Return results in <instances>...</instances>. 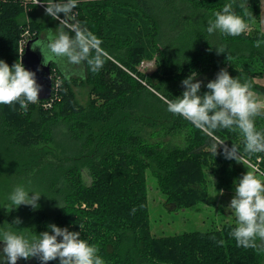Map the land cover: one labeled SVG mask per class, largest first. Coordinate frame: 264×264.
<instances>
[{
  "label": "trees",
  "instance_id": "obj_1",
  "mask_svg": "<svg viewBox=\"0 0 264 264\" xmlns=\"http://www.w3.org/2000/svg\"><path fill=\"white\" fill-rule=\"evenodd\" d=\"M227 2L80 0L77 19L102 39L111 57L100 72L81 78L90 84L88 102L75 99V79L64 81L51 62V77L55 74L60 85L50 98L30 103L26 112L18 103L0 105V137L14 156L0 164V175L11 174L12 186L31 181L44 192L40 208L21 206L33 234L50 231V223L81 231L82 238L99 246L106 264H264L259 239L256 248L236 246L230 236L234 222L160 238L151 233L149 222L146 172L175 206L206 203L205 169L222 153L221 146L214 156L207 136L167 111L166 101L182 94V79L196 71L206 83L227 67L232 76L242 73L253 93L264 95V86L254 81L264 73V46H254L264 32L255 26L228 37L205 30L211 14ZM239 2L237 13H252L249 25L253 20L259 25V0H247L246 9ZM37 6L31 0H0V59L10 66L20 61L26 41L39 38L46 27L25 17ZM208 41L224 43L228 56L215 46L209 50ZM152 59L155 70L141 72L139 64ZM257 127H264V117L257 118ZM178 135L185 136L182 145L163 140ZM217 135L242 149L238 132ZM243 156L260 157L264 169V153ZM11 212L8 223L17 215Z\"/></svg>",
  "mask_w": 264,
  "mask_h": 264
},
{
  "label": "clouds",
  "instance_id": "obj_2",
  "mask_svg": "<svg viewBox=\"0 0 264 264\" xmlns=\"http://www.w3.org/2000/svg\"><path fill=\"white\" fill-rule=\"evenodd\" d=\"M259 2L264 3V0ZM79 3L80 0H35V4L44 6L45 15L58 20L59 24L36 39L33 48H39L44 64L52 62L59 67L64 81H71L73 76L82 78L86 72L98 73L111 59L102 47V39L77 19L79 13L74 9ZM234 5L237 0H229L211 14L205 29L209 35L238 37L247 32L252 13L245 11L241 15ZM238 6L246 9L247 0H240ZM209 45V50L215 46L218 54L227 53L228 56L224 43L209 42ZM254 46H264V39H257ZM197 76L198 73L192 71L182 79V94L166 101L167 111L182 117L207 136L214 156L221 146L222 155L229 160L243 161L244 153L248 156L264 153V127H257V118L264 117V99L253 94L250 82L242 73L230 75L227 67L220 68L206 83ZM202 84L207 91L201 92ZM41 88L36 73L20 61L10 66L0 59V105L18 103L26 112L30 103L39 101ZM220 130L238 132L242 137V149L235 143L226 144L227 139L217 135ZM257 171L247 170L233 181L234 195L224 206L235 219L230 236L237 247L244 249L256 248L258 239L264 240V172L257 175ZM42 194L44 192L31 181L17 183L7 192L2 207L11 210L23 204L36 210L40 208ZM219 194H223V190ZM135 211L133 208L132 212ZM19 224L21 219L16 217L7 226L0 227V264H17L19 259L31 257H36L40 264L57 259L59 264H106L99 246L82 238L81 231L50 223L47 225L50 231L32 234L14 230L13 226L18 228Z\"/></svg>",
  "mask_w": 264,
  "mask_h": 264
},
{
  "label": "rangeland",
  "instance_id": "obj_3",
  "mask_svg": "<svg viewBox=\"0 0 264 264\" xmlns=\"http://www.w3.org/2000/svg\"><path fill=\"white\" fill-rule=\"evenodd\" d=\"M60 15L63 17V13ZM25 17L26 19H35L37 22L39 21L46 26L40 33L41 35L51 31V29L54 30L59 24L58 20H53L50 16L45 15L44 6L42 5L35 7L31 12L26 14ZM255 23L256 21L253 20L252 25L249 27L255 28V26H258V28H260L259 25H255ZM138 68L141 72L146 74L151 73L155 70L154 59L142 61ZM73 78L75 79V82H71V88L74 91L75 99L81 104L87 103L90 98V84L85 82L82 83L83 80H81V77L79 76H73ZM53 79L54 84H52V91H56L60 85L59 79L55 74H52V80ZM253 94L258 98L264 99V95L262 94ZM55 95L57 96V92ZM44 106L48 107L47 105ZM166 137L168 138H163L164 142L171 138L173 142L178 145H182L185 140V136L182 135ZM3 142H5V140H2L0 137V164L8 163L14 159L12 147ZM214 160V164L205 169L208 180V201L206 203L199 202L188 207H177L172 202L167 201L166 196L159 190L156 179L150 174V172H146L149 222L151 233L154 236L160 238L191 231H212L221 228L222 224L227 221L235 223L231 211L224 207L230 202L231 197L234 195L233 181L236 178L241 177L247 170L258 169L259 171H257V175H259L260 172H264V169L260 166V157L257 158L256 161L250 160L248 157H244L243 161H236L235 159H225L222 153H220V156ZM3 168L4 167L1 166V169ZM10 176L11 174L6 173L0 175V227L8 225V218L11 212V210L2 207L5 202L4 198L12 187L9 180ZM220 190H223V194H219ZM21 206L27 205L22 204L18 208H14L11 212L13 215L17 212V215L14 218L19 217L22 221L21 225H17L18 228L13 226V229L32 233V224L28 221L26 222V220H24L25 216H23L27 211L24 209L25 207ZM27 219H29V216ZM259 246L264 251V240L259 242ZM17 264L40 263L36 260V257H31L27 262L23 261L21 258L17 261Z\"/></svg>",
  "mask_w": 264,
  "mask_h": 264
},
{
  "label": "water",
  "instance_id": "obj_4",
  "mask_svg": "<svg viewBox=\"0 0 264 264\" xmlns=\"http://www.w3.org/2000/svg\"><path fill=\"white\" fill-rule=\"evenodd\" d=\"M38 38L28 39L24 45L23 53L20 56V62L25 68L36 73L37 83L42 86L38 94L39 100L50 98L52 93L51 62L44 64L43 56L39 48H33L35 40Z\"/></svg>",
  "mask_w": 264,
  "mask_h": 264
},
{
  "label": "crops",
  "instance_id": "obj_5",
  "mask_svg": "<svg viewBox=\"0 0 264 264\" xmlns=\"http://www.w3.org/2000/svg\"><path fill=\"white\" fill-rule=\"evenodd\" d=\"M260 29L264 32V3H260ZM256 83L264 86V73L261 76H258L254 79Z\"/></svg>",
  "mask_w": 264,
  "mask_h": 264
},
{
  "label": "built area",
  "instance_id": "obj_6",
  "mask_svg": "<svg viewBox=\"0 0 264 264\" xmlns=\"http://www.w3.org/2000/svg\"><path fill=\"white\" fill-rule=\"evenodd\" d=\"M31 1L35 3V0H31ZM37 5L39 6L40 4H37Z\"/></svg>",
  "mask_w": 264,
  "mask_h": 264
},
{
  "label": "flooded vegetation",
  "instance_id": "obj_7",
  "mask_svg": "<svg viewBox=\"0 0 264 264\" xmlns=\"http://www.w3.org/2000/svg\"><path fill=\"white\" fill-rule=\"evenodd\" d=\"M261 241H262V240H259L258 243L261 242Z\"/></svg>",
  "mask_w": 264,
  "mask_h": 264
}]
</instances>
